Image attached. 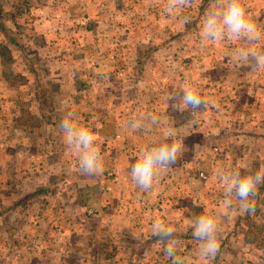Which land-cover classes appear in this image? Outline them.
Wrapping results in <instances>:
<instances>
[{
    "label": "crops",
    "instance_id": "0c3cea01",
    "mask_svg": "<svg viewBox=\"0 0 264 264\" xmlns=\"http://www.w3.org/2000/svg\"><path fill=\"white\" fill-rule=\"evenodd\" d=\"M29 1L31 4L24 3L32 12L54 8L45 15L51 25L37 21L32 13L29 21L34 32L41 23L43 28L47 25L45 34L54 33L47 40L45 56L53 67L47 72L53 77L49 80L54 90L66 94L58 108L53 98L52 111L44 119L32 81L22 83L31 94L19 110L8 107V100H0V202L5 208L17 204L15 210L27 203L30 209L6 212L11 215L6 221L0 216V264H146L138 259L141 249L155 251L154 242L165 246L161 239L153 240L158 237L151 227L155 220L173 229L172 240L188 239L192 229L185 226L200 215L199 202L209 200L214 191L226 195L216 167L228 166L225 170H239L242 176L257 171L264 175V66L256 68L231 58L235 48L264 50V0H240L247 18L259 30L257 41L225 37L202 42L199 35L193 39L199 50L183 45L188 42L187 33L200 31L205 13L219 8L224 0H129L128 5L125 0H62V9L57 0H40L35 6L37 0ZM170 3L180 13L174 20L175 37L146 35L153 11L158 12L159 25L167 28L165 9ZM75 9L81 11L79 20L73 18ZM104 13H110L112 19H103ZM60 16L66 20L55 19ZM122 16L128 18L122 20ZM170 39L180 44L174 53L168 52ZM205 45L208 50L201 52ZM205 66L211 70H204ZM3 87L0 80V90ZM183 87L193 88L203 99L199 110L192 112L182 105L179 91ZM5 96V91L0 92V99ZM7 113L14 117L3 119ZM65 119L93 135L100 171L88 174L81 170L79 154L65 142ZM133 121H142L143 126L132 128ZM166 132L171 136L166 138ZM166 140L181 145L178 158L169 168L159 170L158 179L144 190L132 180L130 166L142 149ZM205 167L210 181L202 186L198 173ZM107 171L116 173L113 182L105 179ZM57 175L61 179L56 182ZM5 178L10 181L2 184ZM72 178L77 180L79 195L71 193L73 183L68 180ZM41 188L48 194L31 196ZM263 189L259 184L252 195L257 197ZM237 202L241 204L239 199ZM89 209L92 214L86 213ZM209 213L216 217L219 212ZM232 216L227 224L238 221L237 213ZM13 218L24 244L12 243ZM222 221L215 220L219 225ZM233 229L234 225L227 228L225 235L230 237ZM239 232L244 234L238 236L246 233ZM225 239H217L219 249L214 257L194 254L193 249L192 255L181 251L178 256L192 264L249 262L246 253L253 246L249 241L243 244L234 239L228 245ZM37 242L43 246L37 248ZM103 251L110 252L112 263ZM258 256L261 258V252Z\"/></svg>",
    "mask_w": 264,
    "mask_h": 264
},
{
    "label": "rangeland",
    "instance_id": "374dc122",
    "mask_svg": "<svg viewBox=\"0 0 264 264\" xmlns=\"http://www.w3.org/2000/svg\"><path fill=\"white\" fill-rule=\"evenodd\" d=\"M57 1H58L57 7H60V8L63 7L62 4H59L62 0H57ZM96 1H98V0H96ZM24 2L31 4V2L29 0H0V20L3 21V23H5L8 27H10L13 30L15 36L17 37V39L19 40V42L23 46V50H18L16 48L10 46V47H8L9 50H7V53H2V56L0 55V80L3 83V85L5 86V88L4 87L1 88L0 92L5 91L6 95H7V96H5L6 98L2 97L0 100H8L7 101L8 107L14 106L16 109L19 110V106L20 105L22 106L25 103L23 101L30 99V94H31L30 89L29 88L26 89L27 87L25 86V84H22V83H27V82H31V81H32V83H34L33 78L31 76V72L29 71L28 74L26 72L27 66H26V60L24 59V56H26L27 58H30L32 60L31 63H33L35 65V67L40 69V70H38V72H39L38 76L36 78L34 77V81L36 80L37 83L41 82L42 83L41 85H44V87L47 89V90L44 89L45 90V92H44L45 97L46 98L50 97L52 103L55 99V107L58 108V105H60V101L62 99L61 96L66 94V93L59 91L60 90L59 88L54 90V88L52 87L53 86L52 80H49V79H53V77L50 76L51 74L49 75V73L47 72L48 69L53 68L51 66L52 61L49 60L45 56V54H47V52H48L47 40H48V42H50V39L52 37L51 35L54 33H52V32H47L46 34L44 33L45 26L47 27L46 24H44V28L41 27V23L44 20L49 22L48 25L52 24L50 21L51 19L50 20L47 19L49 17H46L45 15L48 13L52 14L54 8H52V10H51V8H49V10L39 9L40 12L42 11L41 13L35 12V10L32 12L29 9H26ZM39 2H40V0H37L32 5L35 6V3H39ZM92 2H94V1H92ZM128 3H129V0H125V5H128ZM57 7L55 8L56 10H57ZM31 8L32 7H30V9ZM98 9L99 8H97V10ZM26 12H28V14ZM31 13L34 15V18H36L37 21L41 20V23L39 25L40 27H38L37 32H34V30L32 31V29L30 28L29 18L32 17ZM156 13H158V12L153 11V13L151 14L152 15L151 16L152 23L150 24V26H152V27H150L145 34L148 35L149 33H152V35L154 37L155 36L159 37L160 35L163 36L166 33L169 37L174 38L175 35L177 34V32H175L176 29L173 28L174 24H175L174 20L176 18V14H178V16H179L180 13H177L175 11L168 12L169 18H168L167 28H164L163 26L161 27L159 25L160 19L159 18L156 19V16H157ZM72 14L74 15L73 18L75 20H79V18L81 16V11H77L75 9ZM190 14L191 13L186 14L185 15L186 18H189ZM94 16H95V14L92 15V17H94ZM102 17H103V19H112V16L110 15V13H104L102 15ZM123 17L124 16H122V20H126L128 18V16H126V18H123ZM55 19H58V21L66 20V18L63 16H60L59 18H55ZM113 20H114V18H113ZM188 21H189V19H188ZM50 30H51V28H50ZM188 32H189V33H187L188 37H189L188 42L187 43L184 42L183 45L184 46L186 45V47L191 48V50H192V48L199 50L200 46L197 45L196 41L193 39H194V37L196 39L197 36L200 35V31L198 29H190V31H188ZM50 33H51V35H50ZM170 41H172V42L168 43V45H167L168 52L174 53L175 51H177L175 49H177L180 44L178 45L177 39L176 40L170 39ZM0 42L3 44L5 43L3 40V37H1V36H0ZM191 43H193V44L195 43V45H193ZM59 45H62V44L59 42ZM207 50H208V47H206V45H205L204 47H202L201 52L207 51ZM170 53H169V55H170ZM173 56L175 57V54ZM110 61L113 62L114 59H112V60L110 59ZM174 61H177V59H174ZM114 62L116 63V61H114ZM50 66H51V68H50ZM204 70L208 71L211 69H209L207 66H205ZM47 83H49V84H47ZM22 94H23V97L20 96ZM34 94H35V89H34ZM41 94L42 93L40 92V95ZM0 105H1V103H0ZM41 109H44V107L41 106ZM191 111L194 112L192 109H191ZM7 114H5V115L3 114L4 115L3 119H5V118L10 119L11 117H14V115H13L14 113H9L8 115ZM252 158L255 159L256 157L253 156ZM54 161H55L54 165L56 167L58 164V161L56 159ZM227 167L228 166H225V169H227ZM216 170H218V167H216ZM208 175H209V173H208L206 167L204 170L199 171L198 177L201 180L202 186H203L204 182L210 181V177ZM58 179H61V177L58 175L54 176V180L56 182L58 181ZM62 180L64 181V179H62ZM8 181H10V180H7L5 178L1 181V183L4 184V183H7ZM70 181H72V183H73L72 188L70 189L71 193L74 195H79L78 191H80V190L77 189V185H78L77 180L75 178H72V180H70V179L68 180V182H70ZM216 181H217L216 179L213 180V183H215ZM259 184L264 185V181H261ZM259 184H257V186ZM78 188H79V186H78ZM254 193H255V191H254ZM203 196L205 197V194ZM209 197H210L209 200H202L201 202H199L200 204H198V207L201 209L199 214L210 216L214 220H220V221L225 220V221L220 222V225L218 224V222H216V224L218 225L216 238L219 241H222V239H224V238H228V239H225L226 243L228 245L231 243L230 240H234V239L235 240H241L240 243H243V244L244 243L248 244L244 240L249 241V243H251L253 246H252V248H249V252L246 253L249 255L248 256L249 262H246V264H254V262L258 260V258H259L258 254L260 252H261V256H260L261 258H259L258 264H264V234L260 233V232H264V189L261 192V194H259L257 197H255L254 195H250L248 197V200H247L248 207L247 208H245L241 204H239L237 202L238 198L235 197L234 195H232V196H226L225 195L224 196L223 192H221V191L218 193L216 191H214L213 193L210 194ZM225 199H229L231 201L230 206L225 205V203H224ZM256 199H259V200L256 201ZM4 205L5 204L0 202V212H2L5 209ZM21 208H22L21 211H24V212L30 211L28 204L26 203V204L22 205L19 209H17V210L14 209L13 212L17 213V211H19ZM245 209L247 211V212H245L247 214V216H242L245 213L240 215V213L243 212ZM214 211H217V213L219 212L216 215V217H213L211 215V213H209V212L214 213ZM86 213L92 214L93 210L89 209V210H87ZM236 213L238 214V216H237L238 221L234 222L233 220H231L230 223L227 224L226 221L229 219L230 215H233L232 218H234L235 217L234 215H236ZM13 215H15V214H13ZM9 216H11V215H9ZM9 216H7V217H9ZM14 219L15 218L12 219L11 226H10V228H11L10 230H13L12 243L13 244H17V243L24 244L25 243L24 239L22 238V236H19L18 232H17V230L19 229V225L16 222H14ZM233 225L236 227V229L237 228L238 229L237 230L233 229L234 233H233V231H231L230 237H227L225 235L226 230L229 227L233 228ZM3 226H4V223H3ZM224 226H226V227H224ZM190 228L192 229L191 225L185 226V229H190ZM240 229H242L243 231L246 232L244 236H238L237 235V233L244 234L242 232H239ZM6 231H8V230H6ZM2 235L3 234L0 232V241L2 239ZM28 241H30V240L28 239ZM125 241L126 240H124V242ZM174 241L176 242L175 243V251H176L177 256L181 253V251L185 252L183 255H187V256L192 255V249L194 250V254H199L200 242L195 237L193 238V234L188 239H182V240H177V241L174 240ZM106 242L108 243V241H106ZM235 242H237V241H235ZM180 245H181V247H180ZM35 246L37 248H41L43 246V244H42V242L39 244L37 242ZM135 247H136V245H135ZM152 247H153L152 249L156 248L155 251L153 250L151 252H148V250L142 251L144 249H141L140 250L141 252H139L141 256H139L138 259L142 258L141 260L142 261L145 260L146 264H161L158 261H154L155 260L154 257H156V258H159L163 264H173L172 258L167 256L165 253V250H164L165 246L161 245L160 242H154V243H152ZM245 248H246V246H245ZM124 253H126V252H124ZM102 254L105 257H108L110 259V263H112L111 257H110V252L103 251ZM122 257H125V255L120 256V259H122ZM261 259H263V260L261 261ZM149 260H150V262H149ZM184 264H192V262L185 260Z\"/></svg>",
    "mask_w": 264,
    "mask_h": 264
},
{
    "label": "clouds",
    "instance_id": "9594fccd",
    "mask_svg": "<svg viewBox=\"0 0 264 264\" xmlns=\"http://www.w3.org/2000/svg\"><path fill=\"white\" fill-rule=\"evenodd\" d=\"M175 3H170L165 11L173 12ZM187 22V20H185ZM245 39L249 43L260 38L259 30L255 23L247 18L240 0H224L219 8L208 10L202 20L200 39L202 42L216 41L220 38ZM231 58L238 63H252L254 67L264 66V50L255 48H235L232 50ZM179 100L183 106L196 111L204 105L203 99L191 87H183ZM175 93H172V99ZM175 106V105H174ZM155 122V117H153ZM132 128L143 126L142 121H133ZM65 142L79 154V166L88 174L100 171L102 164L99 151L93 143V135L87 128L77 126L72 120L65 119L62 122ZM165 137L171 133L166 132ZM181 145L174 140L161 142L156 146L142 149L138 159L130 166L132 180L140 188L148 190L158 179L159 170L167 169L175 164ZM221 186L226 196L234 195L239 199L241 205L248 207L247 200L256 189L257 184L264 181V175L257 171L254 175L242 176L239 170L218 169ZM225 205L230 206L229 199L224 200ZM192 234L200 242L199 254L202 257H214L219 249L216 238L218 225L215 220L207 215H198L191 220ZM153 234L161 238L165 245V253L172 258L173 264H184L183 258L176 255L175 241L172 240L173 229L166 227L160 220L152 223Z\"/></svg>",
    "mask_w": 264,
    "mask_h": 264
},
{
    "label": "trees",
    "instance_id": "16d2710c",
    "mask_svg": "<svg viewBox=\"0 0 264 264\" xmlns=\"http://www.w3.org/2000/svg\"><path fill=\"white\" fill-rule=\"evenodd\" d=\"M0 36L3 37V40L5 42L4 44L0 42V55L1 56H2V53H7V50H9L8 47H10V46H12L18 50H23V46L21 45V43L19 42V40L15 36L13 30L10 27H7L1 20H0ZM24 59L26 60L27 69L36 78L39 74L38 70H40V69L35 67V65L33 63H31L32 60L30 58H27L26 56H24ZM34 83H35V94H34L35 100L37 101V104L39 106L40 117L44 119V118H47L49 116V113L52 111L53 107L51 104V98L45 97V95H44L45 90L44 89H46V88L44 87V85H41L42 84L41 82L37 83V81L35 80ZM47 84H49V83H47ZM40 92L42 93L41 95H40ZM41 106H43L44 109H41ZM43 194L47 195L48 191L46 189L41 188V189H38L33 194H31V196H36V195L41 196ZM16 205L17 204L5 208L2 212H0V216L3 219H5V221H6L7 216L5 213L14 211ZM14 222L17 223L16 220ZM10 226H11V224H10ZM9 233L11 234V238H12L13 230H9ZM158 239H161V238L155 237L153 240L155 241Z\"/></svg>",
    "mask_w": 264,
    "mask_h": 264
},
{
    "label": "built area",
    "instance_id": "2783aa9c",
    "mask_svg": "<svg viewBox=\"0 0 264 264\" xmlns=\"http://www.w3.org/2000/svg\"><path fill=\"white\" fill-rule=\"evenodd\" d=\"M104 177L106 180L114 181L116 179V173L114 171H107ZM106 191H109V188H106Z\"/></svg>",
    "mask_w": 264,
    "mask_h": 264
}]
</instances>
